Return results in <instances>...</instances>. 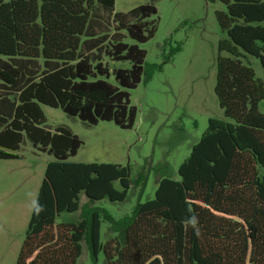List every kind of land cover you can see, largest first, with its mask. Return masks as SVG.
Segmentation results:
<instances>
[{
    "label": "trees",
    "instance_id": "1",
    "mask_svg": "<svg viewBox=\"0 0 264 264\" xmlns=\"http://www.w3.org/2000/svg\"><path fill=\"white\" fill-rule=\"evenodd\" d=\"M218 1L225 37L214 92L224 119H208L178 178L159 177L153 198L116 219L93 202L124 201L144 174L68 161L83 141L67 127L46 128L40 105L88 125L131 128L129 91L149 77L138 43L156 32V6L116 12L115 0H0V159L18 158L24 137L54 157L14 264H81L83 242L90 264H264V81L244 60L255 57L264 72V0ZM102 221L111 232L104 242Z\"/></svg>",
    "mask_w": 264,
    "mask_h": 264
},
{
    "label": "rangeland",
    "instance_id": "2",
    "mask_svg": "<svg viewBox=\"0 0 264 264\" xmlns=\"http://www.w3.org/2000/svg\"><path fill=\"white\" fill-rule=\"evenodd\" d=\"M145 2L157 8L153 16L156 32L148 41L138 43L146 51L149 77H142L129 91L130 103L137 109L131 128H119L111 121L88 125L59 108L40 105L46 128L67 127L83 141L68 161L120 164L129 169L131 179L144 174V186L140 191L131 188L124 201L105 198L93 202L116 219L129 214L137 202L153 198L159 177L178 178L179 165L205 131L208 119H224L214 92L217 46L225 37L215 13L223 10V5L218 0H115L114 10L126 12ZM126 41L133 42L129 38ZM244 60L264 81L258 60L249 55ZM258 108L264 111V101ZM14 152L18 158L0 159V264H14L45 166L54 160L37 150L27 137ZM114 186L119 188L117 181ZM79 199L80 204L87 201L83 193ZM67 216L63 214L62 219ZM69 216L77 218L76 214ZM110 233L108 223L102 221L101 242ZM78 262H91L84 242Z\"/></svg>",
    "mask_w": 264,
    "mask_h": 264
}]
</instances>
